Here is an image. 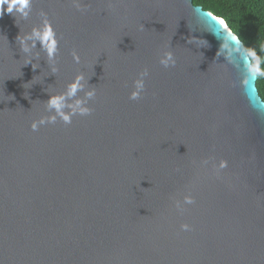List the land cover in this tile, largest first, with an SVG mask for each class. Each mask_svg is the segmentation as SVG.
Here are the masks:
<instances>
[{
  "label": "water",
  "instance_id": "95a60500",
  "mask_svg": "<svg viewBox=\"0 0 264 264\" xmlns=\"http://www.w3.org/2000/svg\"><path fill=\"white\" fill-rule=\"evenodd\" d=\"M31 8L0 15V264H264V100L226 21L193 0ZM41 11L55 73L39 42L25 54L17 41ZM78 71L96 89L92 112L34 131Z\"/></svg>",
  "mask_w": 264,
  "mask_h": 264
},
{
  "label": "clouds",
  "instance_id": "9594fccd",
  "mask_svg": "<svg viewBox=\"0 0 264 264\" xmlns=\"http://www.w3.org/2000/svg\"><path fill=\"white\" fill-rule=\"evenodd\" d=\"M31 4L32 0H0V15L6 12L15 16L16 19L20 18L27 20L32 10ZM17 41L21 51L25 54H28L32 48L36 47L37 42H39L40 48L43 50L49 62L50 71L52 73L58 71L55 65L58 53V41L46 12L41 11L39 24H33L29 31L20 32L17 36ZM218 52L227 60L229 55L233 52V49L226 40L222 39ZM248 55L251 57V62L246 66L247 72L255 73L258 76H264V67L261 66L260 58L255 51L249 49ZM72 58L76 63L80 62V56L75 50L72 52ZM159 59L164 67L175 64V58L171 50H163ZM28 63H32V61L26 59L25 64ZM32 67L35 69L37 65L32 63ZM147 74V69H144L142 72L138 73L137 78L133 81V88L129 95L131 100H138L141 98V93L144 91V78ZM79 93H83V95L81 96ZM95 95V87H86L85 74L79 71L76 72L62 91L49 93L48 99L44 101L48 115L41 116L38 120H33L31 123L32 129L35 131L39 125L55 123L58 118L65 124H69L73 116L89 115L92 109L89 107L88 102L94 99ZM225 166V163L219 165L220 168ZM183 203L193 204L194 200L190 196H185ZM177 208H181V202L179 201H177ZM181 229L184 231L191 230L190 226L187 224H182Z\"/></svg>",
  "mask_w": 264,
  "mask_h": 264
},
{
  "label": "trees",
  "instance_id": "16d2710c",
  "mask_svg": "<svg viewBox=\"0 0 264 264\" xmlns=\"http://www.w3.org/2000/svg\"><path fill=\"white\" fill-rule=\"evenodd\" d=\"M193 3L223 18L246 51H255L264 67V0H193ZM256 86L264 100V76L257 75Z\"/></svg>",
  "mask_w": 264,
  "mask_h": 264
},
{
  "label": "snow or ice",
  "instance_id": "6c2138e0",
  "mask_svg": "<svg viewBox=\"0 0 264 264\" xmlns=\"http://www.w3.org/2000/svg\"><path fill=\"white\" fill-rule=\"evenodd\" d=\"M218 23H220L221 25H224V21L223 20H219Z\"/></svg>",
  "mask_w": 264,
  "mask_h": 264
}]
</instances>
